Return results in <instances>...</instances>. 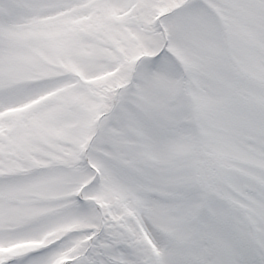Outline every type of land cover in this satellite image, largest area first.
Masks as SVG:
<instances>
[{
  "label": "snow or ice",
  "instance_id": "1",
  "mask_svg": "<svg viewBox=\"0 0 264 264\" xmlns=\"http://www.w3.org/2000/svg\"><path fill=\"white\" fill-rule=\"evenodd\" d=\"M0 264H264V0H0Z\"/></svg>",
  "mask_w": 264,
  "mask_h": 264
}]
</instances>
